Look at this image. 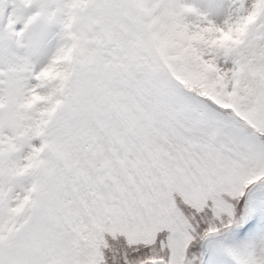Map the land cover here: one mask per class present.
I'll return each mask as SVG.
<instances>
[{
	"label": "snow or ice",
	"instance_id": "snow-or-ice-1",
	"mask_svg": "<svg viewBox=\"0 0 264 264\" xmlns=\"http://www.w3.org/2000/svg\"><path fill=\"white\" fill-rule=\"evenodd\" d=\"M0 264H264V0H0Z\"/></svg>",
	"mask_w": 264,
	"mask_h": 264
}]
</instances>
